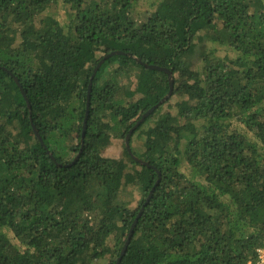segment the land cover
Instances as JSON below:
<instances>
[{"label": "trees", "instance_id": "1", "mask_svg": "<svg viewBox=\"0 0 264 264\" xmlns=\"http://www.w3.org/2000/svg\"><path fill=\"white\" fill-rule=\"evenodd\" d=\"M146 64L172 96L105 157L170 92ZM143 206L119 264L264 248V0H0V264H117Z\"/></svg>", "mask_w": 264, "mask_h": 264}, {"label": "rangeland", "instance_id": "2", "mask_svg": "<svg viewBox=\"0 0 264 264\" xmlns=\"http://www.w3.org/2000/svg\"><path fill=\"white\" fill-rule=\"evenodd\" d=\"M134 9L136 10L137 14H142L146 12V10H149V6L155 2V0H132ZM155 10V7L153 8V11ZM47 15L55 16L58 20H60L63 24L67 22V14L66 10L63 8L61 3H57L53 5L48 11L46 12ZM103 56V55H102ZM110 69V68H108ZM125 98V96H123ZM126 99V98H125ZM128 103V99H126ZM130 100L129 102H131ZM178 101L177 99L173 98V100L170 102V106H173L174 103ZM169 105H166L164 107L163 112L169 111ZM153 125V123L151 124ZM74 137H76V134H74ZM143 141L136 140L133 143V146L136 150H139L138 152H141ZM126 140L121 135V133H114L112 135L111 143L110 145L105 149L103 152V155L105 157L114 158V159H126ZM140 167H134L133 172H141ZM143 171V170H142ZM188 172V171H187ZM120 199L126 203L129 204V207L136 208L138 207L142 196L140 194V191L135 186H123L120 191ZM101 264H109L107 261H103Z\"/></svg>", "mask_w": 264, "mask_h": 264}, {"label": "water", "instance_id": "3", "mask_svg": "<svg viewBox=\"0 0 264 264\" xmlns=\"http://www.w3.org/2000/svg\"><path fill=\"white\" fill-rule=\"evenodd\" d=\"M116 55H124V53H122V52H113V53H111V54L105 56V57L103 58V60L100 62V64L97 66V68L95 69L93 76L96 75L98 69L100 68L101 65H103V64L106 62V60H108V59H110L111 57L116 56ZM130 56L132 57V55H130ZM139 62H140V61H139ZM145 66H146L147 68L152 69V70H160V71H164V72H166V73L168 74V76H169V82H170V92H169V94H168L163 100L160 101V103H159L157 106H155V107H153L151 110H149V111H148V112L142 117V119H141V120L135 125V127L129 132V134L127 135V137H126V149L128 150V152H129L130 154H132V153H131V146H130V139H131V136H132L133 132H134V131H135V130L141 125V123L144 122V120H145L147 117H149L150 115H152V114L155 112V110H156L161 104L165 103L169 98H171V96H172V92H173V89H174V79H173L172 73H171L169 70H166V69H164V68H160V67H157V66H149V65H147V64H146ZM91 88H92V85H90L89 93H90V91H91ZM89 108H90V94H88V102H87L86 118H85V121H84V127H83V133H82V144H84V137H85L86 125H87L88 116H89ZM34 131H35L37 137L39 138V140L42 142L41 137H40V135H38V133H37V131H36L35 128H34ZM82 151H83V148L81 149L80 153L76 156V158H75V160L73 161V163H76V162L79 160L80 155L82 154ZM52 158H53V157H52ZM133 158L135 159V161H137V162H139V163H141V164L148 165L146 162L140 160L139 158H137V157H135V156H133ZM153 191H154V189H153ZM153 191H152L151 194L149 195L146 204H147L148 201L150 200V197H151ZM146 204H145V205H146ZM143 211H144V206L142 207V209H141V211H140L138 217L136 218V220L134 221V223H133V225H132V228H131L130 233H129V235H128V240H127V242H126V245H125V247H124V249H123V252H122V254H121V256H120V258H119L117 264L120 263V261L122 260L123 256H124L125 253H126V249H127L128 245H129V243H130V240H131L133 234H134V230H135V228H136V225H137V222H138V218L141 216V214L143 213Z\"/></svg>", "mask_w": 264, "mask_h": 264}, {"label": "built area", "instance_id": "4", "mask_svg": "<svg viewBox=\"0 0 264 264\" xmlns=\"http://www.w3.org/2000/svg\"><path fill=\"white\" fill-rule=\"evenodd\" d=\"M249 264H264V248H259L257 250V256L255 261Z\"/></svg>", "mask_w": 264, "mask_h": 264}]
</instances>
